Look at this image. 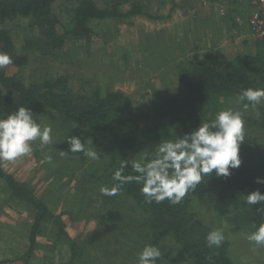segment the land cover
<instances>
[{"label":"rangeland","instance_id":"1","mask_svg":"<svg viewBox=\"0 0 264 264\" xmlns=\"http://www.w3.org/2000/svg\"><path fill=\"white\" fill-rule=\"evenodd\" d=\"M80 1L55 0L53 10L60 22L59 34L65 33L68 27L73 28L74 10ZM94 1L103 9H116L121 17L90 21L88 26L93 31L90 38L67 35L59 48L51 49L42 34L40 38V31L30 18L7 23L5 27L11 29L18 49L28 54L30 60L24 68H3L27 84L67 77L68 86L75 94L106 95L120 91L139 105L157 90L177 91L194 54L214 60L233 59L255 54L261 45L254 38L244 41V24L238 23L241 17L235 15L233 8H241L245 19L251 12L250 0ZM135 6L145 7V12L153 17L124 16ZM231 26L233 30L227 32ZM202 46L201 52L198 47ZM254 87H264V77L255 80ZM2 92L0 86V95ZM238 98L216 96L204 108L203 118L210 121L217 111L226 107L241 109ZM244 116L245 136L259 138L256 172L257 177L264 178V103L255 109L249 108ZM40 123L53 128V143L41 148L39 141L34 142L31 154L3 162L6 171L28 184L38 199L62 216L66 231L86 254L78 264H136L138 253L146 244H152L145 227L146 217L122 193L114 196L100 193L102 186L111 188L115 183L109 180L110 135L102 137L93 149L99 159L88 158L82 164L61 154L63 128L55 112L43 114ZM155 148L152 138L140 135L129 157L133 161L151 159ZM49 155L53 157L52 164L46 162ZM189 211L208 229L189 230L191 242L198 244L210 231L221 229L225 235L223 242H230L228 255L234 264H264V247L253 250L254 246L246 239L252 232V223L241 203L225 217L197 202L191 204ZM34 217L35 213L26 203L10 197L8 186L0 180V263H26L21 258L32 249L30 235ZM35 239L29 264H67L71 260L69 246L58 238L53 223L44 224ZM160 247L164 264H191L174 236H165Z\"/></svg>","mask_w":264,"mask_h":264},{"label":"trees","instance_id":"2","mask_svg":"<svg viewBox=\"0 0 264 264\" xmlns=\"http://www.w3.org/2000/svg\"><path fill=\"white\" fill-rule=\"evenodd\" d=\"M54 2L0 0V51L12 57V63L8 66L24 68L30 56L18 49L11 29L5 27L7 23L30 18L33 26L39 29L40 38L43 35L45 43L53 49L59 48L67 35L90 38L93 35L88 26L90 21L121 17L116 9H103L94 0H81L74 10L73 28L68 27L65 33L59 34L57 28L60 22L53 10ZM134 15L153 17L145 12L143 6H135L124 16ZM260 77H264L263 43L255 54L238 55L233 59L214 60L209 56L194 54L179 81L177 91L157 90L139 105L120 91L106 95L100 92L78 95L68 86L67 77L27 84L20 77L11 76L6 69L0 68V86L3 91L0 95V117L21 106L29 107L38 122L46 112H55L63 128L62 152L69 160H79L82 164L87 163L88 158L82 152H71L67 140L71 136L80 137L82 142L90 139L93 145L88 144L87 147L95 149L102 137L110 135L112 153L109 180H112L113 173L125 163L127 166L123 175H136L129 153L136 147L140 135L152 138L156 145L164 140L176 139L177 135L183 136L206 122L203 110L216 96H239L243 89L255 88L254 82ZM258 141L257 136H245L240 149L241 166L233 169L229 177H217L214 173L211 177H205L196 190L189 192L178 204H171L168 200L159 204L149 203L140 191L141 185L135 181L123 185L119 193L134 202L146 217L145 227L152 244L160 247L162 239L172 235L191 264H234L228 255L229 241L211 248L206 238L198 244L190 241L189 230L208 229L200 219H194L196 216L189 209L192 203L197 202L211 207L220 217H225L241 203L246 207L252 231L264 223V213L258 210L264 204L245 203L247 193L257 189L264 193V186L255 182L258 173L256 160L257 155H260L257 154ZM0 180L8 186L12 199L26 203L35 213L30 235L32 249L21 258L26 260L25 264H29L40 228L49 222L57 228L58 238L69 246L71 260L67 264H78L77 261L84 260L86 254L78 241L66 231L62 216L53 213L45 202L38 199L28 184L8 173L3 162H0ZM157 264L164 262L160 259Z\"/></svg>","mask_w":264,"mask_h":264},{"label":"clouds","instance_id":"3","mask_svg":"<svg viewBox=\"0 0 264 264\" xmlns=\"http://www.w3.org/2000/svg\"><path fill=\"white\" fill-rule=\"evenodd\" d=\"M11 63L12 57L5 51L0 52V68ZM238 99L242 103L241 109L226 107L219 110L212 120L202 122L191 132L161 141L151 159L134 160L132 170L136 175H123L127 165L122 164L112 175L113 186H102L101 195L114 196L123 185L135 181L141 185L140 191L149 203L168 200L171 204H178L189 192L195 191L205 177H211L213 173L217 177L231 176L232 170L242 163L240 149L246 133L244 112L264 103V87L243 89ZM36 141L41 148L51 145L53 128L38 122L29 107H18L0 117V162H13L31 154ZM67 141L71 152H82L90 160L99 159L98 152L87 147L93 145L90 139L82 142L80 137L71 136ZM46 162L52 164L53 157L47 156ZM255 182L264 185V178L257 177ZM245 203L264 204V193L259 189L247 193ZM258 210L264 213V207ZM246 239L254 246L253 250L264 247V223L247 234ZM224 240L221 229L212 230L206 236L210 248L219 247ZM163 255L161 247L146 244L138 253L136 264H157Z\"/></svg>","mask_w":264,"mask_h":264},{"label":"built area","instance_id":"4","mask_svg":"<svg viewBox=\"0 0 264 264\" xmlns=\"http://www.w3.org/2000/svg\"><path fill=\"white\" fill-rule=\"evenodd\" d=\"M251 12L248 17V26L252 38L264 44V0H250ZM242 24V20H237Z\"/></svg>","mask_w":264,"mask_h":264},{"label":"crops","instance_id":"5","mask_svg":"<svg viewBox=\"0 0 264 264\" xmlns=\"http://www.w3.org/2000/svg\"><path fill=\"white\" fill-rule=\"evenodd\" d=\"M249 1V0H248ZM218 3H222V4H226L225 2H218ZM238 5H240V4H238ZM234 8V10H235V15L236 16H240L241 17V20H242V22H243V24H244V26H243V34H245V38H244V41L245 42H249L250 40H251V38H252V36H251V32H250V30H249V26H248V17H249V15H248V17L247 18H245L244 19V17H243V14H244V11H240L241 10V8H239V7H233ZM229 11V10H228ZM243 19H244V21H243ZM237 20V19H236ZM188 23V20H187V22H186V24ZM194 23L195 22H192V24L194 25ZM210 28V27H209ZM231 28H232V26H231ZM231 28H229V30L227 31V32H229V31H232L233 30V28L231 29ZM242 28V27H241ZM212 29H214V28H212ZM209 31V30H208ZM188 33H190V32H188ZM206 33V32H205ZM185 34H187V33H185ZM220 34H223L222 32H220ZM228 35V34H227ZM223 37V36H222ZM221 37V38H222ZM238 37L236 36V38L235 39H237ZM253 39V38H252ZM239 42H241L242 44H247V43H244L243 41H239ZM196 47V46H195ZM203 46L202 47H198V50L199 51H203ZM219 50H222L221 48H218ZM193 51V50H192Z\"/></svg>","mask_w":264,"mask_h":264}]
</instances>
